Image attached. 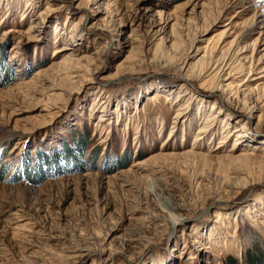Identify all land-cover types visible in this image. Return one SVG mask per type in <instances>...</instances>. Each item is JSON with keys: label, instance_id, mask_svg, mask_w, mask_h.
<instances>
[{"label": "rangeland", "instance_id": "1", "mask_svg": "<svg viewBox=\"0 0 264 264\" xmlns=\"http://www.w3.org/2000/svg\"><path fill=\"white\" fill-rule=\"evenodd\" d=\"M0 168V264L264 255V0H0Z\"/></svg>", "mask_w": 264, "mask_h": 264}, {"label": "trees", "instance_id": "2", "mask_svg": "<svg viewBox=\"0 0 264 264\" xmlns=\"http://www.w3.org/2000/svg\"><path fill=\"white\" fill-rule=\"evenodd\" d=\"M76 144H77V146H76L77 150L80 151V152H82L85 143L82 140H80L79 143H76ZM65 150H66V153L64 154V156L65 157L70 156L71 152L69 150H67L66 148H65ZM52 157L54 158L55 155L51 154L49 157H48V155H43L42 156L43 160H45L47 158H52ZM78 161H80V160H78ZM78 163L81 164V165H83V163L81 161L78 162ZM3 174H4L3 173V170L0 168V179H1V176ZM246 256H247V259H246V262L247 263L244 261L245 264H264V255L255 256V255H252V254H247ZM223 264H237V261L235 259H233L232 257L227 256V257H225V260L223 261Z\"/></svg>", "mask_w": 264, "mask_h": 264}, {"label": "bare ground", "instance_id": "3", "mask_svg": "<svg viewBox=\"0 0 264 264\" xmlns=\"http://www.w3.org/2000/svg\"><path fill=\"white\" fill-rule=\"evenodd\" d=\"M170 224L171 226H174L175 224H177L178 222H180L181 220L178 217H171L169 218Z\"/></svg>", "mask_w": 264, "mask_h": 264}]
</instances>
